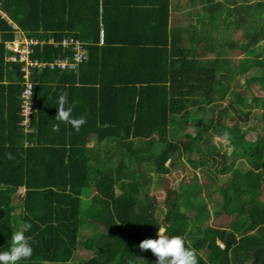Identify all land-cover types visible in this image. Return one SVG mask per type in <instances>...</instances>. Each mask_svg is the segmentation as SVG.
Here are the masks:
<instances>
[{
	"label": "trees",
	"instance_id": "obj_1",
	"mask_svg": "<svg viewBox=\"0 0 264 264\" xmlns=\"http://www.w3.org/2000/svg\"><path fill=\"white\" fill-rule=\"evenodd\" d=\"M223 5L241 44L210 37L203 17L194 29L175 25L170 0H0L27 36H71L86 49L73 70L31 72L35 103L25 133L23 72L5 59L14 30L0 14V251L29 222L33 254L21 264H155L139 242L158 229L183 236L199 264H264V201L255 189L256 178L264 188V140L245 138L250 119L264 123V0ZM238 48L240 78L230 66ZM68 53L44 44L33 57ZM62 91L76 102L73 116L86 115L78 132L64 123L52 131ZM179 164L190 178L167 186L158 203L150 174ZM203 191L213 213L229 218L226 227L204 225L207 208L196 200Z\"/></svg>",
	"mask_w": 264,
	"mask_h": 264
},
{
	"label": "rangeland",
	"instance_id": "obj_2",
	"mask_svg": "<svg viewBox=\"0 0 264 264\" xmlns=\"http://www.w3.org/2000/svg\"><path fill=\"white\" fill-rule=\"evenodd\" d=\"M172 5V14L171 18L172 21H174L175 25H180L183 27H186V24H188L192 19H194V23L196 24V27H200V23L198 22L201 17L204 18L206 22H210L208 26L210 27V37H215L217 39L216 41L220 40L219 36L225 35L226 40H232L235 43L241 44L243 41L242 38V30H239L237 32L231 31L232 24H233V18H229L225 15L223 12L224 10H227V7H225L223 4H226L227 0H170ZM215 2H219L218 5H220L221 9L217 10V13H211L209 10V4H213ZM234 11V9L232 10ZM177 23V24H176ZM199 23V24H198ZM188 37L190 35H187ZM187 43V42H186ZM262 44V42L260 43ZM240 48L236 49L239 50ZM242 53L239 51H235L234 55L232 56L230 66L234 73L236 74L237 78L241 77V74H238V60L241 58ZM256 72L259 74L260 71L256 69ZM262 76L264 78V73L262 72ZM240 93H244V90H239ZM244 91V92H243ZM259 94H264V91L258 90ZM245 94V93H244ZM253 125L254 128H250L247 133L245 134V138L248 140H264V123L262 121H254L250 119L248 122V126ZM196 129L193 127L192 130ZM213 142L216 146H218L221 150L229 152L231 149L228 147V140L223 139L221 136H214ZM89 145H92V142L89 143ZM182 164H184L188 169L191 168L190 164H188L187 160H183ZM244 168H246V165H243ZM181 165H176L173 169L170 170V172H166L163 175H160L159 178L154 176V173L150 174L151 177V184L149 186V193L151 195H155L157 202L162 203V200L164 198L165 194V188L167 186L169 187H177L179 180H188L190 176L183 174V171L181 170ZM192 169V168H191ZM195 170V169H194ZM254 176L257 177V174L254 173ZM255 177V178H256ZM199 180L202 182L203 179L198 177ZM255 189L258 191V198L260 201H264V188L261 187L258 179H255ZM211 198H213L214 201L220 200L219 193L216 191H213L211 194ZM197 202H199L203 208H207L206 211L208 213L207 219L204 221V225H211V226H227V222L229 220L228 217L219 214L215 215L213 213L214 209H216V205L210 200V198L205 197V192L203 191L201 195H199L196 198ZM87 254L80 250V256H86ZM49 264V263H46Z\"/></svg>",
	"mask_w": 264,
	"mask_h": 264
},
{
	"label": "clouds",
	"instance_id": "obj_3",
	"mask_svg": "<svg viewBox=\"0 0 264 264\" xmlns=\"http://www.w3.org/2000/svg\"><path fill=\"white\" fill-rule=\"evenodd\" d=\"M30 97L32 92L29 93ZM76 102L69 103L68 93L62 91L57 99V111L52 125V131L59 132L60 124L70 125L75 131H79L86 124V115L73 116ZM225 137L229 134L225 133ZM11 159V153H6ZM29 222H24L22 227L15 230L11 236V244L8 250L0 251V264H21L32 257L33 248L31 237L25 233L31 229ZM141 251H151L156 257L155 264H199L197 251L186 245L185 238L181 235H165L158 229L156 238H145L139 242Z\"/></svg>",
	"mask_w": 264,
	"mask_h": 264
},
{
	"label": "built area",
	"instance_id": "obj_4",
	"mask_svg": "<svg viewBox=\"0 0 264 264\" xmlns=\"http://www.w3.org/2000/svg\"><path fill=\"white\" fill-rule=\"evenodd\" d=\"M0 14L5 17L11 28L14 30L13 38L6 42V49L9 54L6 56L7 61L17 62L20 65V70L23 72L22 90L20 92V110L19 115L21 120L19 125L23 128L25 133L32 131L31 115L33 113V99L34 84L30 79L31 72L36 68L48 67L49 69L73 70L77 68L78 64L86 58V49L82 44L73 37H63L56 40L53 37L38 38L34 36H27L18 26V24L9 16H7L0 7ZM44 44H51L53 46H61L67 49L68 53L65 57L55 58L52 61H40L33 57L36 45L40 48ZM32 92L30 97L29 93Z\"/></svg>",
	"mask_w": 264,
	"mask_h": 264
},
{
	"label": "crops",
	"instance_id": "obj_5",
	"mask_svg": "<svg viewBox=\"0 0 264 264\" xmlns=\"http://www.w3.org/2000/svg\"><path fill=\"white\" fill-rule=\"evenodd\" d=\"M13 19V18H12ZM14 20V19H13ZM15 21V20H14ZM16 23H18L17 21H15ZM195 24H197V23H194V19H192L188 24H186L187 25V27L190 29H192L193 28V25H195ZM194 29V28H193ZM48 38V37H47ZM100 42H102V33H101V38H100ZM187 43H188V39H187Z\"/></svg>",
	"mask_w": 264,
	"mask_h": 264
},
{
	"label": "water",
	"instance_id": "obj_6",
	"mask_svg": "<svg viewBox=\"0 0 264 264\" xmlns=\"http://www.w3.org/2000/svg\"><path fill=\"white\" fill-rule=\"evenodd\" d=\"M12 18H13L14 20H16V21L19 23V19H18V17H16V16H12Z\"/></svg>",
	"mask_w": 264,
	"mask_h": 264
},
{
	"label": "bare ground",
	"instance_id": "obj_7",
	"mask_svg": "<svg viewBox=\"0 0 264 264\" xmlns=\"http://www.w3.org/2000/svg\"><path fill=\"white\" fill-rule=\"evenodd\" d=\"M16 21V20H15Z\"/></svg>",
	"mask_w": 264,
	"mask_h": 264
}]
</instances>
